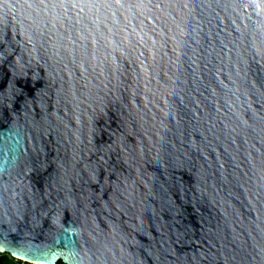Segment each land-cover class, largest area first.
<instances>
[{"label": "water", "instance_id": "water-1", "mask_svg": "<svg viewBox=\"0 0 264 264\" xmlns=\"http://www.w3.org/2000/svg\"><path fill=\"white\" fill-rule=\"evenodd\" d=\"M0 251L264 264V0H0Z\"/></svg>", "mask_w": 264, "mask_h": 264}, {"label": "trees", "instance_id": "trees-1", "mask_svg": "<svg viewBox=\"0 0 264 264\" xmlns=\"http://www.w3.org/2000/svg\"><path fill=\"white\" fill-rule=\"evenodd\" d=\"M0 264H17V262L15 261V258L10 254L2 253L0 254ZM26 264H34V263L27 262ZM56 264H66V263L60 259L56 262Z\"/></svg>", "mask_w": 264, "mask_h": 264}, {"label": "built area", "instance_id": "built-area-1", "mask_svg": "<svg viewBox=\"0 0 264 264\" xmlns=\"http://www.w3.org/2000/svg\"><path fill=\"white\" fill-rule=\"evenodd\" d=\"M3 252L0 251V254H2ZM14 257V256H13ZM15 261L17 262V264H26L28 261L14 257Z\"/></svg>", "mask_w": 264, "mask_h": 264}]
</instances>
